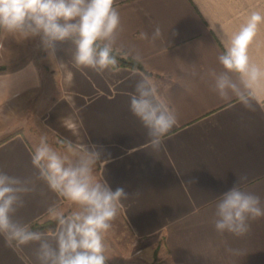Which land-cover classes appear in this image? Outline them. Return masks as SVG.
<instances>
[{"label": "crops", "instance_id": "obj_1", "mask_svg": "<svg viewBox=\"0 0 264 264\" xmlns=\"http://www.w3.org/2000/svg\"><path fill=\"white\" fill-rule=\"evenodd\" d=\"M115 7L123 26L118 46L133 50L132 58L138 52L134 59L145 71L119 66L98 73L75 65L70 42L57 43L53 55L39 37L0 32V77L6 81L0 118L33 104L40 131L24 124L0 142V170L35 179L32 153L42 135L70 157L69 142L95 145L97 178L130 194L104 234L106 264H264V218L252 221L243 238L220 236L211 223L217 197L242 175L241 187L264 200V94L248 109L235 97L219 98L208 76L210 69L223 70L222 40L253 11L264 13V0H115ZM156 26L162 36L155 42L139 38L141 32L151 38ZM250 55L264 64V24ZM141 73L157 82L178 117L159 147L148 143L129 110ZM36 186L18 213L22 222L51 220L53 204L73 210L42 180ZM226 247L241 254L230 255ZM34 249L16 250L0 238V264H36Z\"/></svg>", "mask_w": 264, "mask_h": 264}, {"label": "clouds", "instance_id": "obj_2", "mask_svg": "<svg viewBox=\"0 0 264 264\" xmlns=\"http://www.w3.org/2000/svg\"><path fill=\"white\" fill-rule=\"evenodd\" d=\"M261 24L264 13L253 11L238 31L222 40L224 51L218 62L223 70L208 72L211 91L222 100L235 97L248 109H253V101L264 94V64L254 62L250 55ZM122 31L115 0H0V32L23 39L39 37L53 55L57 43L70 42L75 65L98 73L117 66L118 55L132 54L133 50L118 46ZM161 36V28L156 26L151 38L146 32L139 38L155 42ZM134 58L140 59L138 52ZM5 84V78L0 77V88ZM128 105L153 147H159L178 123L175 109L160 95L150 75L139 74ZM67 149L73 153L71 157L58 152L42 135L32 153V165L38 173L35 179L0 170V238L16 250L35 245L36 264H106L104 234L130 194L123 187L113 190L107 181L97 178L94 169L100 152L95 145L89 148L69 142ZM36 180L45 182L48 189L74 206L68 212L58 204L47 209L56 224L51 234L33 230L18 218L26 206L25 197L37 193ZM246 180L247 176L238 177L216 199L211 223L220 236L227 233L243 238L250 232L252 221L264 218V200L241 187ZM225 251L241 254L231 247Z\"/></svg>", "mask_w": 264, "mask_h": 264}, {"label": "rangeland", "instance_id": "obj_3", "mask_svg": "<svg viewBox=\"0 0 264 264\" xmlns=\"http://www.w3.org/2000/svg\"><path fill=\"white\" fill-rule=\"evenodd\" d=\"M36 43V41H34ZM37 106L33 104H29L20 109L15 110L9 115H5L0 118V141L19 132L21 126L31 127L33 132L39 133L38 127H35V123L37 122Z\"/></svg>", "mask_w": 264, "mask_h": 264}, {"label": "trees", "instance_id": "obj_4", "mask_svg": "<svg viewBox=\"0 0 264 264\" xmlns=\"http://www.w3.org/2000/svg\"><path fill=\"white\" fill-rule=\"evenodd\" d=\"M117 59H118V64L115 67L128 66L134 69H140V70L145 71L143 65L139 61L135 60L134 58L130 56L125 57L123 55H118ZM0 69H3V67H0ZM5 139L1 140L0 142L4 141ZM30 225L33 230H38V231L46 230V229L53 230L56 227V224L53 220H45L43 222L36 221V222L31 223Z\"/></svg>", "mask_w": 264, "mask_h": 264}]
</instances>
